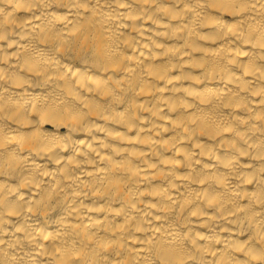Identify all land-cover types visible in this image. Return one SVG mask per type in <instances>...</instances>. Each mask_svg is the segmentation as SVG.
I'll list each match as a JSON object with an SVG mask.
<instances>
[{"label":"bare ground","instance_id":"6f19581e","mask_svg":"<svg viewBox=\"0 0 264 264\" xmlns=\"http://www.w3.org/2000/svg\"><path fill=\"white\" fill-rule=\"evenodd\" d=\"M0 264H264V0H0Z\"/></svg>","mask_w":264,"mask_h":264}]
</instances>
